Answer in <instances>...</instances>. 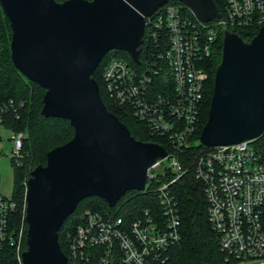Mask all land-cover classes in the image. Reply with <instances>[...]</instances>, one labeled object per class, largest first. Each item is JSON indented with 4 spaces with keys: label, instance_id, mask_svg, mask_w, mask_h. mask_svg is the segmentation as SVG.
<instances>
[{
    "label": "water",
    "instance_id": "95a60500",
    "mask_svg": "<svg viewBox=\"0 0 264 264\" xmlns=\"http://www.w3.org/2000/svg\"><path fill=\"white\" fill-rule=\"evenodd\" d=\"M169 0H0L10 29L11 65L44 89L39 114L66 119L71 137L45 153L24 181V248L19 264H65L57 229L82 198L111 207L129 189L142 191L147 168L166 155L141 141L108 111L92 72L111 49L138 64L144 19ZM207 22L212 0H177ZM264 130V24L248 40L224 30L220 58L198 144L253 138Z\"/></svg>",
    "mask_w": 264,
    "mask_h": 264
},
{
    "label": "built area",
    "instance_id": "2783aa9c",
    "mask_svg": "<svg viewBox=\"0 0 264 264\" xmlns=\"http://www.w3.org/2000/svg\"><path fill=\"white\" fill-rule=\"evenodd\" d=\"M185 9V10H184ZM264 24V0H223L222 12L197 20L181 2H166L144 19L141 65L110 57L101 70V88L110 102L161 139L166 155L146 171L142 191L151 207L126 219L121 214L84 208L65 236V264H163L167 249L178 242L180 218L170 185L191 169L206 202V219L216 234L224 260L264 264V130L236 143L206 146L184 166L177 154L187 150L203 103L207 73L202 63L224 30H249ZM236 34V33H235ZM21 102L0 104L13 165L22 157V133L7 127L6 114ZM198 141V140H197ZM150 183L152 185H150ZM138 191V190H137ZM16 204L0 195V249L19 253L21 229L10 226Z\"/></svg>",
    "mask_w": 264,
    "mask_h": 264
},
{
    "label": "trees",
    "instance_id": "16d2710c",
    "mask_svg": "<svg viewBox=\"0 0 264 264\" xmlns=\"http://www.w3.org/2000/svg\"><path fill=\"white\" fill-rule=\"evenodd\" d=\"M60 1V0H56ZM218 12H222L223 0H212ZM167 2L180 3L177 0ZM185 10V9H184ZM257 27L249 30H234L243 40H248L256 33ZM10 29L8 20L0 7V104L21 102L16 111H9L5 116V125L12 130L22 133V157L17 165H14V177L10 197L14 200L15 211L10 216V226L14 229H21L22 242L24 247V234L26 224L23 221V192L24 177L37 164H44L45 153L53 146L62 144L72 135V127L68 121L59 117H43L39 114L41 96L44 89L37 83L23 77L10 62L9 58ZM120 53L131 65L135 63L129 55L119 49ZM221 42L218 38L207 57L203 60L202 66L207 73L203 103L196 129L193 133L191 144L187 150L177 154V157L184 166H189V159L199 150L207 148L197 142L201 126L205 122L210 95L212 91V76L216 64L220 58ZM146 47L140 54L141 65L146 58ZM113 57V56H112ZM110 57L102 56L92 72L96 81L98 93L106 109L113 113L129 130L133 138L141 141H151L167 145L159 138L150 136L144 125L125 114L122 109L112 104L101 88V70ZM264 135V134H263ZM43 162V163H42ZM13 164V163H12ZM150 185H152L150 183ZM171 192L174 195L180 218V237L177 243L171 245L166 251V260L163 264H232L224 260L222 252L218 248L216 234L211 229L206 219V202L199 184L194 180L191 169L188 168L171 185ZM154 198L149 190L139 192L129 189L111 207L107 206L101 198L90 195L79 200L71 213H69L57 229V240L60 250L67 254L65 236L77 223V215L84 208H94L100 211H111L121 214L126 219L131 218L137 211L151 207ZM0 264H19L14 248L4 246L0 249Z\"/></svg>",
    "mask_w": 264,
    "mask_h": 264
},
{
    "label": "rangeland",
    "instance_id": "374dc122",
    "mask_svg": "<svg viewBox=\"0 0 264 264\" xmlns=\"http://www.w3.org/2000/svg\"><path fill=\"white\" fill-rule=\"evenodd\" d=\"M106 56L119 57L126 61V59L123 58V56L120 53H117L114 49L108 50L106 52ZM8 136H9L8 131L5 128H1L0 129V195L3 196L10 195L12 189L13 177H14V165L12 164L9 158V147H8V143L5 141V138ZM28 174L29 173H27L26 177H24V180L27 178ZM249 264H258V263L256 261H250Z\"/></svg>",
    "mask_w": 264,
    "mask_h": 264
}]
</instances>
